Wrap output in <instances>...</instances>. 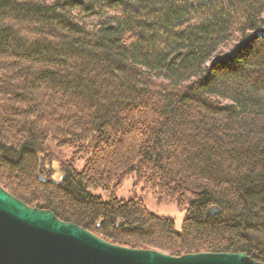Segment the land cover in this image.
I'll return each instance as SVG.
<instances>
[{
  "label": "trees",
  "instance_id": "trees-1",
  "mask_svg": "<svg viewBox=\"0 0 264 264\" xmlns=\"http://www.w3.org/2000/svg\"><path fill=\"white\" fill-rule=\"evenodd\" d=\"M0 186L120 246L264 262V0H0Z\"/></svg>",
  "mask_w": 264,
  "mask_h": 264
},
{
  "label": "water",
  "instance_id": "water-1",
  "mask_svg": "<svg viewBox=\"0 0 264 264\" xmlns=\"http://www.w3.org/2000/svg\"><path fill=\"white\" fill-rule=\"evenodd\" d=\"M221 212L218 206L206 216ZM0 264H264L244 252H197L173 256L105 241L62 221L48 209L31 207L0 186Z\"/></svg>",
  "mask_w": 264,
  "mask_h": 264
},
{
  "label": "rangeland",
  "instance_id": "rangeland-1",
  "mask_svg": "<svg viewBox=\"0 0 264 264\" xmlns=\"http://www.w3.org/2000/svg\"><path fill=\"white\" fill-rule=\"evenodd\" d=\"M52 153L57 157L58 155H62L64 158H67V156L74 154V150L66 147L62 149L55 148L52 150ZM83 164L84 157L76 158L74 167L77 170H81ZM91 192L102 197V199L105 201L109 200L110 198V192L104 191L100 188L91 189ZM115 196L120 200H128L134 196H137L142 199L145 208L150 213H153L159 217L173 218L175 229L178 231L181 229L186 214V208L179 206L174 201L160 199L157 194L152 193L146 188L143 189L141 183L135 184V179L132 176H128L121 182L120 186L115 190Z\"/></svg>",
  "mask_w": 264,
  "mask_h": 264
}]
</instances>
